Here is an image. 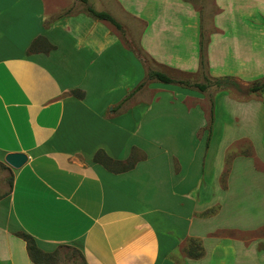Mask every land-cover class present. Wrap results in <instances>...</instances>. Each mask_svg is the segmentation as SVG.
Returning <instances> with one entry per match:
<instances>
[{
    "label": "crops",
    "instance_id": "crops-1",
    "mask_svg": "<svg viewBox=\"0 0 264 264\" xmlns=\"http://www.w3.org/2000/svg\"><path fill=\"white\" fill-rule=\"evenodd\" d=\"M75 1L0 0V163L8 154L27 157L10 168L11 188L0 199V264H33L20 233L44 253L76 249L85 264H264V158L257 155L264 135L228 137L209 163L219 97L230 110L249 108L253 124L262 98L212 85L207 102L212 86L151 88L143 57L174 80L203 83L189 79L204 80L202 41L210 77L255 82L264 76V0H213L208 18L184 0H86L121 31L82 2L71 12ZM39 37L50 48L30 52ZM164 92L168 100L157 96ZM190 123L186 132L175 126ZM242 142L253 155L239 150L227 166ZM134 149L141 159L124 173L92 161L99 150L125 161ZM191 243L199 257L187 254Z\"/></svg>",
    "mask_w": 264,
    "mask_h": 264
},
{
    "label": "rangeland",
    "instance_id": "rangeland-1",
    "mask_svg": "<svg viewBox=\"0 0 264 264\" xmlns=\"http://www.w3.org/2000/svg\"><path fill=\"white\" fill-rule=\"evenodd\" d=\"M68 1V0H67ZM184 1H188L190 3H192L194 5V7L200 12V15L202 16H207V18L209 16L212 15V13L215 12L216 8L213 5V0H184ZM253 2V0H250ZM58 4V3H57ZM62 5V3H60ZM72 4V3H71ZM83 4H81L80 1H75L72 5H71V12L77 11L78 9H81ZM93 6V4H91ZM112 4L110 3V6ZM245 5H250V3L248 2V0H246V4ZM95 7V6H93ZM98 10H101V8H96ZM112 11H114V15L116 17V19L118 21H120L121 23L127 24L129 22V18L126 17L124 14H122L117 8H113V6H111ZM84 10V9H83ZM113 13V12H112ZM257 15V14H256ZM259 16V15H258ZM259 19V18H258ZM245 21H248V17L246 16L244 18ZM262 22H263V34H261V41H262V46H264V14L262 16ZM133 30H129V32L132 34ZM204 44V42H203ZM135 48H137V46H135ZM143 57L145 58V64L150 68V69H158V66H156L147 56H145L143 54ZM204 75L207 76L209 78V80L211 82L214 81V78L210 77L207 69L205 67L204 70ZM171 77V76H170ZM179 76L177 74H173V77L171 78H175L177 79ZM190 81H195V82H205L204 80H202L203 78L201 77V74L199 73V75H193L191 77H189ZM216 80V79H215ZM254 83L257 84H261L264 83V76L262 78H260L259 80L252 82L248 85L245 84H238L242 90H246L247 88H249L250 86H252ZM151 88L154 87H162V88H167L169 90H175L176 86L175 85H161V83H157V82H152V84L150 85ZM212 86V85H210ZM217 90L215 89L214 86H212L210 88V91L207 93V95H205L207 97V102L209 100V97H213L215 92ZM227 92L233 94V96L239 97V98H247L249 97V95L251 94H255L258 95L262 98L263 101V110L261 115H257V122L256 124H253L251 121V117H250V110L249 108H244L241 109L239 111H234V110H230L229 108L226 107L225 104V100H222L221 97H219L217 104H216V122L214 125V129L213 131L215 132V135L218 137V140L215 141V147H214V158L213 157H209V163L211 164V167L214 166V162L215 160L218 158V153H219V149L221 148V146L223 144H225L228 141V137H238V135L243 136L245 135H249L250 132H256L257 134H263L264 135V92H257V93H251V94H246V93H238L234 88H230L229 90H226ZM161 95V97H166V99L168 100L169 94L168 93H159L157 96ZM233 115H235V117L238 119H234ZM202 115H199L196 117V123L198 125H200L201 120L203 119V117H201ZM179 122L183 123L182 120L179 118ZM192 123L187 124L186 129L184 128V125H179V124H175V126H177L180 130V132L183 131L186 132L190 127H191ZM174 126V128H175ZM195 126V125H194ZM206 131V130H205ZM209 132V131H207ZM216 137V138H217ZM132 141L136 142L135 144H143V142H139L140 137L139 136H134L132 139ZM132 142V143H134ZM205 139L203 141V145H204ZM258 157L262 159L264 158L263 153L261 152V147L258 148ZM239 150H241L239 153H243V155H249L252 156L253 155V150L252 147L250 146L249 143L247 142H242L241 145H237L235 146V148L233 147L232 152L230 154V156H228L226 164L227 166L230 164L229 159H233L234 155L236 154V152H238ZM263 150V149H262ZM264 151V150H263ZM257 167H261V163L256 162ZM264 168V165L262 166ZM12 180V173H11V169L10 167H8L7 165L0 163V197L7 193L9 190V185L11 183ZM190 246H194L192 243L190 244ZM199 248V246H198ZM49 264H83L82 260L80 258V256L73 251L72 249L68 248H61L58 249L57 255L55 256V258L49 262Z\"/></svg>",
    "mask_w": 264,
    "mask_h": 264
},
{
    "label": "trees",
    "instance_id": "trees-1",
    "mask_svg": "<svg viewBox=\"0 0 264 264\" xmlns=\"http://www.w3.org/2000/svg\"><path fill=\"white\" fill-rule=\"evenodd\" d=\"M79 1L82 2L83 4H85V10L91 17H93L97 20L106 21V22L110 23L114 28L121 31V25L111 15H109L106 12L96 11L91 6L86 5V0H79ZM43 44H46L45 40L43 38L39 37L36 40H34L32 45L30 46L29 51L35 52L38 49L42 48ZM47 47H48V49L50 48V46H48V45H47ZM199 52H200L199 66H200V70L203 71L205 69V61H204V56H203V42L202 41H200ZM146 79L150 80V81H156L159 83H163V84H178V85L187 86V87H194V88H197L199 91H205L210 85H214L216 88H220V89L234 88L235 90H237V92L246 93V94L264 92V83H261V84L254 83L252 86H250L249 88H247L244 91L231 78H220V79H216L213 82H211L207 77L204 76L205 82L190 84V83L185 82V81L174 80L173 78H171L168 75H166L162 72H159V71L147 70L146 71ZM142 85L143 84H140V86H142ZM72 94L74 95V97H76L78 99H82L84 97V94L78 90L73 91ZM211 112H213V111H211ZM212 120L213 119L211 116L210 125L208 128L209 132H211ZM140 159L141 158L137 155V152L135 151V149L131 151L129 157L125 161L113 160L110 157H108L104 151L99 150L94 154L92 161L94 163L101 165L104 169H106L107 171H109L111 173L119 174V173H124V172H127V171L133 169L135 164ZM231 160L232 159H229V161H231ZM226 174L227 173L225 172V175ZM10 188H11V183L9 185L8 192L3 194L0 197V199L5 197L9 193ZM18 236L25 241L28 255H29L30 260L32 261L33 264H49V262H51L55 258V256L57 255L58 249H61V248L72 249L73 251H75L80 256L82 263L85 264L81 253L76 249H73V248L68 247V246H59L52 253H44L40 249H38V247L35 244L34 239L31 236L24 234V233H20V234H18ZM187 254L191 257H194V258L199 257L201 255L200 247L198 248L197 245L195 247L188 246Z\"/></svg>",
    "mask_w": 264,
    "mask_h": 264
},
{
    "label": "water",
    "instance_id": "water-1",
    "mask_svg": "<svg viewBox=\"0 0 264 264\" xmlns=\"http://www.w3.org/2000/svg\"><path fill=\"white\" fill-rule=\"evenodd\" d=\"M4 161L12 169H19L27 161V157L22 153L8 154Z\"/></svg>",
    "mask_w": 264,
    "mask_h": 264
}]
</instances>
